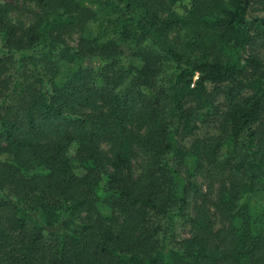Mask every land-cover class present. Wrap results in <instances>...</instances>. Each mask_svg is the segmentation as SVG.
<instances>
[{"label": "trees", "instance_id": "obj_1", "mask_svg": "<svg viewBox=\"0 0 264 264\" xmlns=\"http://www.w3.org/2000/svg\"><path fill=\"white\" fill-rule=\"evenodd\" d=\"M13 2L0 264H264V0Z\"/></svg>", "mask_w": 264, "mask_h": 264}, {"label": "rangeland", "instance_id": "obj_2", "mask_svg": "<svg viewBox=\"0 0 264 264\" xmlns=\"http://www.w3.org/2000/svg\"><path fill=\"white\" fill-rule=\"evenodd\" d=\"M5 2H13V0H0V4H3ZM14 3V2H13ZM17 6L15 12H13L11 15H17L22 20L28 22V20L32 17V13L37 11V7L33 4H21L16 3ZM74 38V37H73ZM73 38L71 40H68L70 43L74 44ZM128 62H131V59L125 60L124 63L127 64ZM137 62L133 61L132 63ZM218 124L214 123L212 121H209L207 123L201 124L200 128L196 131V135L200 137L204 136H213L217 135L219 133L218 131ZM197 181H199L200 185L202 186L203 190L207 189L208 186V180L205 177L198 176ZM216 183H214V187H216ZM214 191V189H213ZM213 196V192H212ZM251 203L253 205L254 209H264V181L258 182L256 189L251 192ZM216 226L219 225L218 219L215 221ZM189 226L185 225L179 230V237L186 236L188 234Z\"/></svg>", "mask_w": 264, "mask_h": 264}]
</instances>
